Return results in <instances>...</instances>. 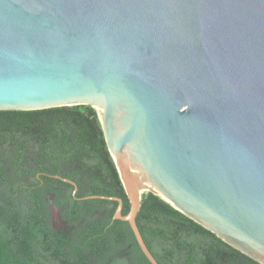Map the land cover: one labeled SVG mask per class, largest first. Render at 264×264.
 I'll return each instance as SVG.
<instances>
[{
  "label": "water",
  "instance_id": "water-1",
  "mask_svg": "<svg viewBox=\"0 0 264 264\" xmlns=\"http://www.w3.org/2000/svg\"><path fill=\"white\" fill-rule=\"evenodd\" d=\"M77 104L151 264L145 191L264 264V0H0V109Z\"/></svg>",
  "mask_w": 264,
  "mask_h": 264
},
{
  "label": "trees",
  "instance_id": "trees-1",
  "mask_svg": "<svg viewBox=\"0 0 264 264\" xmlns=\"http://www.w3.org/2000/svg\"><path fill=\"white\" fill-rule=\"evenodd\" d=\"M54 175L95 195L91 205L73 201L72 185ZM50 193L58 206L72 201L60 210L69 233L51 224ZM104 196L121 198L128 212L93 107L0 109V264H151L127 221L113 219L117 201ZM135 220L159 264H261L151 191L141 193Z\"/></svg>",
  "mask_w": 264,
  "mask_h": 264
},
{
  "label": "flooded vegetation",
  "instance_id": "flooded-vegetation-1",
  "mask_svg": "<svg viewBox=\"0 0 264 264\" xmlns=\"http://www.w3.org/2000/svg\"><path fill=\"white\" fill-rule=\"evenodd\" d=\"M69 184V183H68ZM76 184V183H75ZM72 185V184H70ZM70 189L71 192V198L73 199V201H79L81 202L82 206L84 205H91L88 204L86 202V199H89L90 197H94L95 195H88L87 193H83V191L81 190V188H79L77 185L74 186L72 185V189ZM55 199V193H50L49 194V199L48 201L49 203V208H50V212H51V224L53 227L57 228L58 230L65 228V233H69L71 230V226L68 227V229H66V221H64L61 218V213L60 210L61 208H68V205L71 204V202H67V201H60V205L58 206V203H56L54 201ZM95 215H98V211L94 212ZM40 246L38 244V246L36 245V250H39Z\"/></svg>",
  "mask_w": 264,
  "mask_h": 264
}]
</instances>
